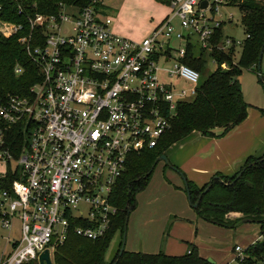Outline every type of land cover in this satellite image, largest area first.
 <instances>
[{"label":"built area","instance_id":"1","mask_svg":"<svg viewBox=\"0 0 264 264\" xmlns=\"http://www.w3.org/2000/svg\"><path fill=\"white\" fill-rule=\"evenodd\" d=\"M88 1L81 10L62 6L56 15L38 14L26 26L0 17L3 37L26 33L19 43L40 77L26 94H0V226L11 249L0 264H39L45 250L53 258L70 235H107L118 213L111 197L129 157L156 148L178 104L198 94L201 74L184 63L189 47L215 64L213 51L243 47L224 29L218 38L231 0H171L172 14L140 42L115 33L104 0ZM171 61L170 78L191 89L160 81L161 62ZM23 73L18 65L15 74ZM15 125L26 133L18 160L4 140ZM9 165L16 177L1 188ZM17 224L20 242L11 241ZM246 250L236 246L228 264H241Z\"/></svg>","mask_w":264,"mask_h":264},{"label":"trees","instance_id":"2","mask_svg":"<svg viewBox=\"0 0 264 264\" xmlns=\"http://www.w3.org/2000/svg\"><path fill=\"white\" fill-rule=\"evenodd\" d=\"M168 5L171 0H163ZM238 0H231L236 3ZM88 0H0V17L6 21L28 25V19L36 15H56L62 6L83 9ZM242 13V25L246 32L242 54L237 63L233 62L235 47L229 54L213 51L217 69L203 81L196 99L192 102L180 103L176 116L172 120L171 129L161 138L158 146L129 157L126 171L118 180L111 197L112 204L118 208L111 229L99 240H88L70 235L67 242L54 252V264H211L201 256L198 248L182 256H169L164 253L144 254L125 251L119 259L116 257L107 262V252L116 236L120 235L121 245L128 217V211L136 208L135 195L143 191L152 176L150 171L158 166L157 160L176 143L186 139L193 133L204 136L214 135V130L223 129L224 134L242 125L249 116V104L246 103L239 78L244 70L258 69L259 57L264 45V0H239ZM224 26L218 31V38L223 35ZM29 31V30H28ZM20 33L12 38L0 34V94L28 93L30 87L40 80L37 67L31 63L25 48L19 43ZM36 37L38 36L35 33ZM202 53L198 58L189 47L184 63L197 70L201 76L206 72L207 57ZM228 66L227 70L222 65ZM22 66L23 75L17 76L15 68ZM259 72V70H258ZM1 124V123H0ZM1 128V125H0ZM4 140L15 160H18L26 145V133L22 125H15L5 131ZM264 157H250L239 173L225 177L217 173L225 184L213 178L202 188L187 181L190 203L195 204L199 196L212 184L211 189L203 195L199 206L195 209L198 216L209 223L234 228L242 223H254L260 228L262 240L255 242L246 250L241 264H261L264 261ZM254 164V165H252ZM154 169V170H155ZM8 177L1 188H8L16 177L11 165ZM150 173V174H149ZM235 182V183H233ZM233 183V184H232ZM232 184V185H230ZM130 216V215H129ZM28 264H38L37 261Z\"/></svg>","mask_w":264,"mask_h":264},{"label":"rangeland","instance_id":"3","mask_svg":"<svg viewBox=\"0 0 264 264\" xmlns=\"http://www.w3.org/2000/svg\"><path fill=\"white\" fill-rule=\"evenodd\" d=\"M104 8L112 18L113 30L134 42L148 37L155 26L172 14L170 6L163 0H104ZM224 14V35L243 43L247 36L239 0L224 9ZM229 15H233L231 22ZM194 42L197 47L196 40ZM195 53L201 54L196 50ZM241 54L242 48L238 46L234 61L238 62ZM206 57V72L200 83L217 69L214 61L208 55ZM160 66L162 83H175L185 90L192 88L188 83L170 78L173 61L161 62ZM239 82L250 106L248 119L226 134L223 129L214 130L212 136L193 133L167 150V162L158 164L147 187L135 195L136 208L129 216L125 251L182 256L198 248L202 257L223 264L232 259L236 246L248 248L260 239L258 225L242 223L225 228L209 223L198 216L188 200L187 181L202 188L216 178V173L232 177L240 173L250 157H264V53L260 72L256 66L244 70ZM195 99L196 96H190L187 100L192 102ZM3 171L4 165L0 164V174ZM8 236L9 233L0 226V260L3 253L11 250L7 244ZM14 240H21L18 224L12 233L11 241ZM120 245L118 235L108 249V263L116 257Z\"/></svg>","mask_w":264,"mask_h":264},{"label":"water","instance_id":"4","mask_svg":"<svg viewBox=\"0 0 264 264\" xmlns=\"http://www.w3.org/2000/svg\"><path fill=\"white\" fill-rule=\"evenodd\" d=\"M206 4H207V3H204V4H202V6L204 7V6H206ZM263 53H264V45H263V47H262V50H261V53H260V57H259V64H258V70H259V72H260V70H261V62H262V58H263ZM161 161H166V162H167V157H166V155H162L161 157H159L158 160H157V163H159V162H161ZM262 161H264V159H263ZM252 165H254V164H252ZM154 169H155V168L153 167L152 170L150 171V173L153 172ZM243 172H244V170L238 174L236 180H238V179H240V178L242 177ZM150 173H149V174H150ZM215 179H217V180H219L221 183L225 184L224 181H223L221 178L216 177ZM233 183H235V182H233ZM233 183H232V184H233ZM232 184H230V185H232ZM225 185L228 186L229 184H225ZM211 187H212V184H209L208 188L203 192V194H201V195L199 196V199H198V201H197L195 204H191V203H190L191 206H192L194 209H196V208L199 206V204H200V202H201V200H202L203 195L206 194V193L211 189ZM187 192H188V199L190 200V194H189V191H188V186H187ZM189 202H190V201H189ZM129 215H130V211H128V217H127V220H126V225H125V230H124V235H123V242H122V246H121L120 253H119V259H120V257L123 255V253L125 252L126 239H127V226H128V221H129ZM118 261H119V260H117V262H118ZM117 262H116L115 264H117ZM208 262H210L211 264H215V262H214L212 259H209ZM39 264H54V263H53L52 255H51V253H50L49 250H45V251L39 256Z\"/></svg>","mask_w":264,"mask_h":264},{"label":"crops","instance_id":"5","mask_svg":"<svg viewBox=\"0 0 264 264\" xmlns=\"http://www.w3.org/2000/svg\"><path fill=\"white\" fill-rule=\"evenodd\" d=\"M115 33H116V31H115ZM216 174H217V173H216ZM188 200H189V199H188ZM204 258H206V257H204ZM206 259H208V258H206ZM230 261H231V260H230ZM230 261H229V262H230ZM229 262H224L223 264H225V263L227 264V263H229ZM215 264H217L216 261H215Z\"/></svg>","mask_w":264,"mask_h":264}]
</instances>
